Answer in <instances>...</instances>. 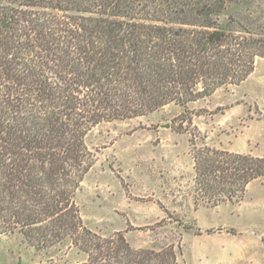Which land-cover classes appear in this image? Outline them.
<instances>
[{
    "label": "trees",
    "instance_id": "16d2710c",
    "mask_svg": "<svg viewBox=\"0 0 264 264\" xmlns=\"http://www.w3.org/2000/svg\"><path fill=\"white\" fill-rule=\"evenodd\" d=\"M143 1H0V235L19 231L38 248L70 238L89 256L78 264H179L173 246L135 249L122 231L105 238L84 224L75 193L93 161L85 136L101 121L240 84L264 57V37L212 25L224 0H149L164 24L123 18ZM193 156L207 206L264 177V156L208 146Z\"/></svg>",
    "mask_w": 264,
    "mask_h": 264
},
{
    "label": "rangeland",
    "instance_id": "374dc122",
    "mask_svg": "<svg viewBox=\"0 0 264 264\" xmlns=\"http://www.w3.org/2000/svg\"><path fill=\"white\" fill-rule=\"evenodd\" d=\"M195 1L182 0L186 9ZM215 1L220 0H201ZM158 4L148 0L134 18H123L164 24ZM223 5L212 15V25L264 37V0H224ZM256 65L252 78L186 105L171 102L144 115L92 126L85 136L92 166L75 193L84 224L105 238L122 231L135 249L162 252L173 246L179 264H220L216 249H222V264H264L263 185L255 183L233 202L208 206L200 222L193 212L207 206L196 183L194 148L264 156V140L239 132L247 118L264 117L256 100L264 106V57ZM88 257L70 238L38 248L19 231L0 235V264H78Z\"/></svg>",
    "mask_w": 264,
    "mask_h": 264
},
{
    "label": "crops",
    "instance_id": "0c3cea01",
    "mask_svg": "<svg viewBox=\"0 0 264 264\" xmlns=\"http://www.w3.org/2000/svg\"><path fill=\"white\" fill-rule=\"evenodd\" d=\"M257 68L258 67L256 65V69L254 70V72L252 74L249 75V78H252L253 75L256 74ZM249 78H247V79H249ZM256 100L258 101V103L260 105L259 107L264 112V106H263L262 101L259 98H256ZM239 132H240V134H247L249 137H250V135H254L256 142H261L260 140H264V139H260V137L264 138V117H262V118H259V117L247 118V120L245 121V124L242 126V129ZM251 140H253V139H251ZM257 182L260 183V185L264 186V181H259V178H258V179H255V180L250 182V184L248 185L247 191H249V189ZM205 208H208V206H199L198 208L193 209L196 222L197 221L200 222L202 214H203L202 211ZM215 227H217V226H211L208 228H215ZM214 236H217V233H215ZM221 252H222V249H219V250L216 249L215 250V256H216V258H218L217 262H219L220 264L223 263Z\"/></svg>",
    "mask_w": 264,
    "mask_h": 264
},
{
    "label": "water",
    "instance_id": "95a60500",
    "mask_svg": "<svg viewBox=\"0 0 264 264\" xmlns=\"http://www.w3.org/2000/svg\"><path fill=\"white\" fill-rule=\"evenodd\" d=\"M165 126H170V124H166Z\"/></svg>",
    "mask_w": 264,
    "mask_h": 264
}]
</instances>
